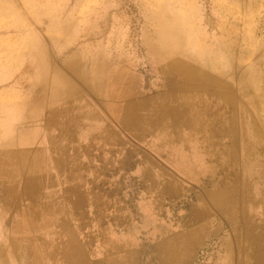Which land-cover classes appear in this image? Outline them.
I'll return each mask as SVG.
<instances>
[{
    "label": "crops",
    "instance_id": "0c3cea01",
    "mask_svg": "<svg viewBox=\"0 0 264 264\" xmlns=\"http://www.w3.org/2000/svg\"><path fill=\"white\" fill-rule=\"evenodd\" d=\"M174 48L167 43L154 58L159 72L103 85L81 112L76 106L75 137L61 149L64 164L50 175L45 169L36 191L32 239L59 242L56 259L45 264H264V135H244L232 80ZM6 59L0 64V81L8 85L0 93L5 134L10 150L17 140L27 148L34 140L26 123L62 124L63 110L33 97L19 117L24 124L15 125L8 110L16 69ZM48 176L55 179L48 183ZM22 215L25 226L30 218Z\"/></svg>",
    "mask_w": 264,
    "mask_h": 264
},
{
    "label": "rangeland",
    "instance_id": "374dc122",
    "mask_svg": "<svg viewBox=\"0 0 264 264\" xmlns=\"http://www.w3.org/2000/svg\"><path fill=\"white\" fill-rule=\"evenodd\" d=\"M161 23L171 25L163 29ZM167 43L179 55L189 53L195 66L232 80L244 135H264V0H0V64L10 56V68L16 69L9 83V117L13 114L18 125L27 101L36 97L63 110L57 115L64 118L62 124H45L47 131L39 129L40 119L27 123L34 143L22 147L16 137L10 150L6 105L0 106V264L56 259L45 254L54 255L59 242L32 239L40 197L35 191L45 169L50 175L64 164L61 149L75 137L70 119L76 106L81 112L103 84H133L138 73L159 72L154 58ZM7 86L0 81L4 96ZM71 88L77 96L70 97ZM24 212L31 220L25 226Z\"/></svg>",
    "mask_w": 264,
    "mask_h": 264
},
{
    "label": "bare ground",
    "instance_id": "6f19581e",
    "mask_svg": "<svg viewBox=\"0 0 264 264\" xmlns=\"http://www.w3.org/2000/svg\"><path fill=\"white\" fill-rule=\"evenodd\" d=\"M174 21V20H173ZM176 22V21H175ZM174 22V23H175ZM177 23V22H176ZM173 24V23H172ZM160 25H162L163 26V29L166 27V26H168L169 25V23H161ZM171 25V24H170ZM169 25V26H170ZM175 25V24H174ZM175 27V26H174ZM177 28V27H176ZM167 29V28H166ZM175 29V28H174ZM166 31V30H165ZM168 31V30H167ZM162 32H164V30H162ZM177 32V31H176ZM162 34V33H161ZM167 34V33H166ZM164 35V38H166L167 37V35ZM171 34V33H170ZM170 34H169V36H170ZM166 36V37H165ZM182 38V37H181ZM154 39V38H153ZM159 39V38H158ZM160 42V41H159ZM161 42H163V41H161ZM43 43V42H42ZM151 43V42H150ZM161 44V43H160ZM163 44V43H162ZM40 46V45H39ZM169 46V45H168ZM44 49V48H43ZM165 49V48H164ZM174 50V49H173ZM176 51V50H175ZM169 52V51H168ZM30 54H31V52H30ZM174 54V53H173ZM43 55V54H42ZM175 55V54H174ZM195 55V54H194ZM193 55V56H194ZM168 56V55H167ZM29 57H31L30 55H29ZM50 57V56H49ZM32 58V57H31ZM201 58V57H200ZM50 59V58H49ZM76 59H77V56H76ZM123 59V58H122ZM122 59H120V60H122ZM44 60V59H43ZM53 60V59H52ZM173 60V59H172ZM207 61V60H206ZM32 62V61H31ZM70 62H71V59H70ZM70 62H69V64H68V66L70 65ZM76 62V61H75ZM170 63V62H169ZM174 63H175V61H174ZM211 63V62H210ZM48 64V63H47ZM104 64V63H103ZM121 64V63H120ZM190 64V63H189ZM33 65V64H32ZM46 65V64H45ZM58 65V64H57ZM67 65V64H66ZM176 65V64H175ZM184 65V64H183ZM191 65V64H190ZM36 66H38V65H36ZM54 65H52V67H53ZM46 67V66H45ZM55 67V66H54ZM191 67V66H190ZM195 67V66H194ZM59 68V67H58ZM90 68V67H89ZM198 68H200V67H198ZM34 69V68H33ZM52 69H54V68H52ZM70 69V68H69ZM176 69H177V67H176ZM72 70V69H71ZM177 70H179L180 71V69H177ZM182 70V69H181ZM36 71V70H35ZM73 71V70H72ZM127 71H129V69L127 70ZM175 71V70H174ZM52 72V71H51ZM55 72V71H54ZM75 72V71H74ZM89 72V71H88ZM197 72V71H196ZM200 72V71H199ZM172 73V72H171ZM210 73V72H209ZM37 74V73H36ZM168 74H170V73H168ZM65 75V74H64ZM89 75V74H88ZM117 76V75H116ZM170 76H172V75H170ZM37 77H39V76H37ZM68 77V76H67ZM124 77V76H123ZM123 77H121V78H123ZM128 77V76H127ZM186 77V76H185ZM184 77V78H185ZM187 77H189V76H187ZM191 77V76H190ZM196 77V76H195ZM62 78V77H61ZM192 78V77H191ZM201 78V77H200ZM66 79H68V78H66ZM70 79V78H69ZM115 79H116V77H115ZM120 79V78H119ZM124 79V78H123ZM136 79V78H135ZM176 79V78H175ZM193 79V78H192ZM206 79V78H205ZM48 80V79H47ZM63 80V79H62ZM118 80V79H117ZM139 80V79H138ZM184 80V79H183ZM182 80V81H183ZM186 80V79H185ZM36 81V80H35ZM64 81V80H63ZM66 81L67 80H65V83H66ZM72 81V80H71ZM135 81V80H134ZM215 81V80H214ZM68 82V81H67ZM73 82V81H72ZM82 82H84V81H82ZM86 82V81H85ZM84 82V83H85ZM120 82V81H119ZM127 82H129V81H127ZM191 82V81H190ZM211 82H212V80H211ZM215 82H217V80L215 81ZM36 83V82H35ZM88 83V82H87ZM94 83H95V79H94ZM125 83V82H124ZM134 83V82H133ZM214 83V82H213ZM220 83V82H219ZM232 83V82H231ZM70 84H72V83H70ZM74 84V83H73ZM128 84V83H127ZM206 84V83H205ZM96 85H98V83L96 84ZM104 85V84H103ZM185 85V84H184ZM199 85H200V83H199ZM218 85V84H217ZM66 86V85H65ZM89 86H90V84H89ZM88 86V87H89ZM94 86H95V84H94ZM111 86V85H110ZM131 86V85H130ZM129 86V87H130ZM215 86V85H214ZM213 86V87H214ZM230 86H232V85H230ZM208 87V86H207ZM66 88V87H65ZM76 88V87H75ZM79 88V87H78ZM157 88V87H156ZM210 88V87H209ZM28 89V88H27ZM70 89V88H69ZM80 89V88H79ZM94 89V88H93ZM167 89V88H166ZM190 89V88H189ZM220 89V88H219ZM231 89V88H230ZM75 90H77V89H75ZM84 90V89H83ZM96 90V89H95ZM102 90V89H101ZM138 90V89H137ZM165 90V89H164ZM169 90V89H168ZM180 90V89H179ZM192 90V89H191ZM117 91V90H116ZM131 91V90H130ZM96 92V91H95ZM101 93V92H100ZM140 93V92H139ZM221 93V92H220ZM97 94V93H96ZM150 94V93H149ZM107 95V94H106ZM114 95H115V93H114ZM203 95V94H202ZM201 95V96H202ZM75 96V95H74ZM101 96V95H100ZM118 96V95H117ZM130 96H131V94H130ZM159 96V95H158ZM178 96V95H177ZM184 96V95H183ZM186 96V95H185ZM195 96V95H194ZM201 96H200V98H201ZM73 97V96H72ZM79 97V96H78ZM110 97H111V95H110ZM199 97V96H198ZM209 97V96H208ZM47 98V97H46ZM120 98V97H119ZM127 98H128V96H127ZM153 98H155V97H153ZM152 98V99H153ZM162 98V97H161ZM167 98H168V96H167ZM173 98V97H172ZM175 98V97H174ZM182 98V97H181ZM106 99H108V98H106ZM115 99V98H114ZM145 99V98H144ZM108 101V100H107ZM120 101V100H119ZM146 101H148V100H146ZM150 101V100H149ZM204 101V100H203ZM218 101V100H217ZM222 101V100H221ZM45 102V101H44ZM111 102V101H110ZM207 102V101H206ZM34 103V102H33ZM104 103V102H103ZM109 103V102H108ZM112 103V102H111ZM138 103V102H137ZM142 103H144V102H142ZM204 103V102H203ZM213 103H214V101H213ZM217 103V102H216ZM45 104V103H44ZM104 105V104H103ZM107 105V104H106ZM120 105V104H119ZM183 105H185V104H183ZM187 105V104H186ZM204 105V104H203ZM10 106V105H9ZM12 106V105H11ZM112 106V105H111ZM114 106V105H113ZM189 106V105H188ZM221 106V105H220ZM204 107V106H203ZM46 108V107H45ZM51 108V107H50ZM105 108V107H104ZM110 108V107H109ZM201 108V107H200ZM219 108V107H218ZM208 109V108H207ZM113 110V109H112ZM213 110H215V109H213ZM10 111V110H9ZM25 111V110H24ZM220 111H221V109H220ZM16 112V111H15ZM184 112V111H183ZM186 112V111H185ZM207 112V111H206ZM211 112H212V110H211ZM45 114V113H44ZM21 115V114H20ZM23 115H24V113H23ZM43 115V114H42ZM31 116V115H30ZM41 117V116H40ZM118 117V116H117ZM206 118H207V116H206ZM213 118H216V117H213ZM42 119V118H41ZM32 120H33V118H32ZM28 121H29V119H28ZM207 121V120H206ZM19 122H21V121H19ZM24 122H26V121H24ZM38 123V122H37ZM27 124V123H26ZM34 124V123H33ZM60 125V124H59ZM192 125V124H191ZM219 125V124H218ZM165 126V125H164ZM197 126V125H196ZM215 126V125H214ZM263 126V125H262ZM159 127V126H158ZM183 127V126H182ZM216 128H217V126H215ZM257 127V126H256ZM33 128V127H32ZM40 128V127H39ZM186 128V127H185ZM192 128V127H191ZM199 128V127H198ZM158 129V128H157ZM206 129V128H205ZM218 129V128H217ZM8 130V129H7ZM181 130V129H180ZM194 130V129H193ZM207 130V129H206ZM213 130H214V128H213ZM6 131V130H5ZM16 131H18V130H16ZM29 131V130H28ZM42 131V130H41ZM199 131H200V129H199ZM39 132V131H38ZM98 132V131H97ZM214 132V131H213ZM212 132V133H213ZM173 133V132H172ZM15 134V133H14ZM29 134V133H28ZM92 134V133H91ZM31 135V134H30ZM77 135V134H76ZM100 135V134H99ZM103 135V134H102ZM211 135V134H210ZM17 136V135H16ZM20 136V135H19ZM36 136V135H35ZM94 137V136H93ZM167 137V136H166ZM214 137V136H213ZM19 138V137H18ZM210 138V137H209ZM22 139H24L23 137H22ZM212 139V138H211ZM218 139V138H217ZM29 140V139H28ZM31 140V139H30ZM45 141V140H44ZM179 141V140H178ZM207 141H209V140H207ZM211 141V140H210ZM209 141V143H211ZM219 141V140H218ZM264 141V140H263ZM4 142V141H3ZM31 142V141H30ZM63 142V141H62ZM15 143V142H14ZM34 143V142H33ZM208 143V142H207ZM208 143V144H209ZM15 145V144H14ZM206 147H207V145L206 144H204ZM203 145V146H204ZM222 145V144H221ZM26 146V145H25ZM214 146V145H213ZM15 147V146H14ZM260 148V147H259ZM23 149V148H22ZM184 149V148H183ZM186 149V148H185ZM189 149V148H188ZM21 150V149H20ZM20 150H18V151H20ZM27 150V149H26ZM31 152V151H30ZM41 152V151H40ZM57 154V153H56ZM232 154V153H231ZM30 155V154H29ZM32 155V154H31ZM42 155H44V154H42ZM185 156V155H184ZM49 157V156H48ZM30 158V157H29ZM43 158V157H42ZM40 161V160H39ZM38 161V162H39ZM43 161V160H42ZM190 161V160H189ZM6 162V161H5ZM38 162H37V164H38ZM230 162V161H229ZM28 164V163H27ZM26 164V165H27ZM12 168V167H11ZM27 168V167H26ZM25 168V169H26ZM42 168V167H41ZM14 169V168H13ZM33 170V169H32ZM4 172V171H3ZM14 172V171H13ZM26 172V171H25ZM2 173V172H1ZM45 173H46V171H45ZM8 174V173H7ZM16 174V173H15ZM20 174V173H19ZM30 174V173H29ZM2 175H3V173H2ZM10 175V174H9ZM4 176V175H3ZM8 176V175H7ZM14 176V175H13ZM19 177V176H18ZM26 177V176H25ZM29 177V176H28ZM30 177H32V176H30ZM13 178V177H12ZM33 178H35V177H33ZM32 178V179H33ZM50 178V177H49ZM2 179V178H1ZM15 179V178H14ZM48 180V179H47ZM54 180V179H53ZM29 182H31V181H29ZM33 182V181H32ZM44 182V181H43ZM25 183H26V181H25ZM5 184V183H4ZM15 184V183H14ZM23 185V184H22ZM25 185V184H24ZM50 185V184H49ZM151 185V184H150ZM43 186H44V184H43ZM159 186H161V185H159ZM27 187V186H26ZM35 187V186H34ZM51 188V187H50ZM46 190V189H45ZM36 192V191H35ZM46 192V191H45ZM50 192H51V190H50ZM13 193V192H12ZM44 193V192H43ZM52 193V192H51ZM25 194V193H24ZM32 194V193H31ZM41 194V193H40ZM46 194V193H45ZM38 195H39V193H38ZM23 196V195H22ZM53 196V195H52ZM25 197V196H24ZM43 197V196H42ZM45 197V196H44ZM27 198V197H26ZM47 199V198H46ZM26 200V199H25ZM45 200V199H44ZM49 200V199H48ZM82 200V199H81ZM47 201V200H46ZM76 201H77V199H76ZM29 202V201H28ZM48 202V201H47ZM50 202V201H49ZM52 202V201H51ZM54 203V202H53ZM27 204V203H26ZM60 204V203H59ZM76 204V203H75ZM78 204V203H77ZM52 206V205H51ZM76 206V205H75ZM2 207V206H1ZM0 207V208H1ZM60 208H61V206H60ZM29 209V208H28ZM57 209H59L58 207H57ZM21 211V210H20ZM60 211V210H59ZM58 211V212H59ZM7 212V211H6ZM50 212V211H49ZM57 212V211H56ZM61 212H62V210H61ZM5 213V212H4ZM15 213V212H14ZM13 214V213H12ZM15 215V214H14ZM42 215V214H41ZM41 218V217H40ZM57 218V217H56ZM79 218V217H78ZM54 219V218H53ZM47 220V219H46ZM43 221V220H42ZM55 221V220H54ZM56 221H58V220H56ZM81 222V221H80ZM38 223V222H37ZM50 223V222H49ZM80 224V223H79ZM40 225V224H39ZM38 225V226H39ZM43 225V224H42ZM87 225V224H86ZM96 225V224H95ZM32 226V225H31ZM9 227H11V226H9ZM81 230H83V229H81ZM45 231V230H44ZM47 232V231H46ZM50 233V232H49ZM56 233H58V232H56ZM63 234V233H62ZM49 235V234H48ZM64 235V234H63ZM62 237V236H61ZM46 238V237H45ZM50 238V237H49ZM73 238V237H72ZM12 239H14V238H12ZM91 239V238H90ZM51 240H53V239H51ZM57 240H59V239H57ZM17 241H19V240H17ZM36 241V240H35ZM76 241V240H75ZM53 242V241H52ZM37 243V242H36ZM56 243V242H55ZM91 243V242H90ZM90 243H88L89 245H90ZM77 244V243H76ZM87 244V245H88ZM92 244V243H91ZM50 245H51V243H50ZM49 245V246H50ZM73 246V245H72ZM75 246V245H74ZM79 246V245H78ZM9 247V246H8ZM58 247V246H57ZM118 247V246H117ZM1 248V247H0ZM62 248V247H61ZM64 248V247H63ZM68 248V247H67ZM89 248H90V246H89ZM77 249V248H76ZM103 249V248H102ZM56 250H57V248H56ZM63 250H65V249H63ZM75 250V249H74ZM80 250V249H79ZM109 250V249H108ZM1 251V250H0ZM52 251V250H51ZM65 251H68V250H65ZM76 251V250H75ZM78 252V251H77ZM15 253V252H14ZM58 253V252H57ZM60 253V252H59ZM7 254V253H6ZM15 255V254H14ZM46 255V254H45ZM53 255V254H52ZM60 255V254H59ZM73 255V254H72ZM81 255H82V253H81ZM5 257V256H4ZM53 257V256H52ZM60 257H61V255H60ZM78 257V256H77ZM105 257V256H104ZM7 258V257H6ZM47 258V257H46ZM4 262H5V260H3ZM59 261V260H58ZM1 262V261H0ZM8 262V261H7ZM54 262V261H53ZM86 262V261H85ZM55 263V262H54ZM57 263V262H56ZM59 263V262H58Z\"/></svg>",
    "mask_w": 264,
    "mask_h": 264
}]
</instances>
